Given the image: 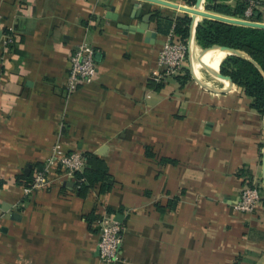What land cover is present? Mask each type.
<instances>
[{"label":"crops","instance_id":"0c3cea01","mask_svg":"<svg viewBox=\"0 0 264 264\" xmlns=\"http://www.w3.org/2000/svg\"><path fill=\"white\" fill-rule=\"evenodd\" d=\"M183 15L147 0H0V33L13 37L0 48V264H102L103 211L124 231L115 264H264V115L211 72L228 54L204 65L190 22L191 78H150ZM83 41L97 74L68 93ZM56 145L86 153L82 170L103 163L104 182L80 189L53 166L48 186L25 192ZM246 184L260 187L252 213L233 208Z\"/></svg>","mask_w":264,"mask_h":264},{"label":"built area","instance_id":"2783aa9c","mask_svg":"<svg viewBox=\"0 0 264 264\" xmlns=\"http://www.w3.org/2000/svg\"><path fill=\"white\" fill-rule=\"evenodd\" d=\"M256 2L250 0L246 9V15ZM192 6V5H189ZM13 43V37L9 32L0 33V48L7 49ZM193 46V39H179L172 29L162 43L156 58L155 66L150 71V78L155 82L164 83L173 74L181 71L187 62ZM97 50L90 43L83 41L77 43L69 55L68 74L65 89L68 93L74 92L81 85L91 82L97 74L96 64ZM191 59V58H190ZM86 164L84 155L79 151H62L58 145L53 146L50 155L44 165L35 169L30 184L24 187L25 192H31L48 186L49 168H62L63 171L73 177L77 171H82ZM261 200V192L252 185H245L239 192L233 203V208L241 213H252ZM98 257L102 264H115L121 260V248L123 245L124 231L121 223L113 214L103 211L98 219Z\"/></svg>","mask_w":264,"mask_h":264},{"label":"trees","instance_id":"16d2710c","mask_svg":"<svg viewBox=\"0 0 264 264\" xmlns=\"http://www.w3.org/2000/svg\"><path fill=\"white\" fill-rule=\"evenodd\" d=\"M194 1L186 0V3L191 4ZM249 4L250 0H233V3L229 2V0H206L204 6L207 10L224 15L262 21L264 16L257 6L252 7L249 16L245 15ZM259 4L264 5V1H260ZM190 22L191 18L188 15L178 17L174 31L179 39L188 38ZM195 41L203 48L219 44L242 50L260 65L261 69L253 61L243 56L228 54L222 59L219 68L222 74L230 76L233 83L240 86L243 92L252 98V107L264 115V29L203 18L196 25ZM175 78L181 83L185 82L191 78L189 69L185 68L183 74L176 75ZM152 81L155 82L154 80ZM155 83L158 86L162 84L160 82ZM83 155L86 163L91 164L88 155L86 153ZM105 172L103 163L101 164L99 161L95 167L91 165L88 169L77 171L74 175L75 182L79 185L80 189L87 188L95 182H104L106 178ZM2 184L3 180L0 179V187Z\"/></svg>","mask_w":264,"mask_h":264},{"label":"water","instance_id":"95a60500","mask_svg":"<svg viewBox=\"0 0 264 264\" xmlns=\"http://www.w3.org/2000/svg\"><path fill=\"white\" fill-rule=\"evenodd\" d=\"M147 1H150L152 3H158V4L166 5V6L178 9L180 11L189 13L190 17H191V25L194 28L196 27L198 21L201 18H208V19L218 20V21H221V22H224V23H228V24L250 26V27L264 29V21H254V20L234 17V16H230V15H224V14L213 12V11H209V10L202 11L201 8H204V4H203L204 0H196L194 5H192V6H189V5L186 6V4H180V3L173 2V1H170V0H147ZM198 15H201L202 17L200 18V17H198ZM149 16L150 15L148 14V15H146V17H144L143 21L145 22V25H146V22H148V20H149ZM145 25L140 26L139 29L140 30H144L147 37H149V36L153 37L155 32L146 29ZM120 26L122 28H126V25L121 24ZM208 48H220L223 51H225L227 54H236V55H239V56H243V57L253 61V63L258 68L261 69L260 65L255 60H253L246 52H244L242 50H239V49H236V48H232V47H229V46H225V45H219V44H213V45H211L209 47L204 48V50L208 49ZM211 72L214 73L215 75H217L220 78L228 80L229 83L233 82L230 76L222 74L219 69H218V71H211ZM115 219L118 220V218H115Z\"/></svg>","mask_w":264,"mask_h":264},{"label":"bare ground","instance_id":"6f19581e","mask_svg":"<svg viewBox=\"0 0 264 264\" xmlns=\"http://www.w3.org/2000/svg\"><path fill=\"white\" fill-rule=\"evenodd\" d=\"M186 6H188V5H186ZM222 54H223V52H222V49H220V48H208V49L204 50V53H203L200 60L204 65H210L211 67L216 68L220 63ZM203 56H204L205 61L207 63L202 59ZM212 71H218V70L212 69ZM226 81H228V80H226Z\"/></svg>","mask_w":264,"mask_h":264},{"label":"rangeland","instance_id":"374dc122","mask_svg":"<svg viewBox=\"0 0 264 264\" xmlns=\"http://www.w3.org/2000/svg\"><path fill=\"white\" fill-rule=\"evenodd\" d=\"M205 8V7H204ZM206 9V8H205ZM207 10V9H206ZM203 18H201V20H202ZM195 62H196V60H195ZM252 186H254V187H256V188H258L259 190H260V187H258V186H256V185H252Z\"/></svg>","mask_w":264,"mask_h":264}]
</instances>
